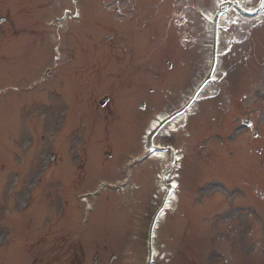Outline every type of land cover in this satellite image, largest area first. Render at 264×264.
Segmentation results:
<instances>
[{
	"label": "rangeland",
	"instance_id": "rangeland-1",
	"mask_svg": "<svg viewBox=\"0 0 264 264\" xmlns=\"http://www.w3.org/2000/svg\"><path fill=\"white\" fill-rule=\"evenodd\" d=\"M259 1L248 5L254 8ZM212 2L0 0V16L6 17L0 22V264H144L156 176L166 162L145 160L131 168V180L122 189L106 186L94 198H82L101 181H120L122 163L142 148L140 123L136 126L128 112H118L119 122L101 132L108 130L107 122L93 100L110 89L106 82L123 89L119 76L130 54L138 64L149 57L157 70L176 75L158 59L177 43L157 40L158 29H201L197 11L210 10ZM173 12L188 23L170 20ZM230 16L238 22L227 21V33L252 28L242 43L246 56L240 61L247 67L233 74L229 89L234 93L241 86L247 97L257 91L244 100L255 102L254 112L244 115L258 118V135L253 139L243 131L231 145L210 141L199 151L186 139L174 210L155 230L159 256L153 264H264V14L259 26L251 23L257 19L248 24ZM142 18L148 19L145 24ZM55 42L62 56L56 71L40 82L44 68L52 67ZM126 44L131 53L121 47ZM90 64L104 65L116 78L91 81L84 89ZM209 103L204 99L199 106ZM194 113L182 130L200 135L213 121L201 117L192 130L203 112ZM216 148L224 153L216 155ZM199 152L208 154L206 162Z\"/></svg>",
	"mask_w": 264,
	"mask_h": 264
},
{
	"label": "flooded vegetation",
	"instance_id": "flooded-vegetation-1",
	"mask_svg": "<svg viewBox=\"0 0 264 264\" xmlns=\"http://www.w3.org/2000/svg\"><path fill=\"white\" fill-rule=\"evenodd\" d=\"M183 33H185V32H183ZM183 35H185V36H182V35L179 36V42L181 43V47L186 49V48H188L190 42L192 41V38H189L188 34H183ZM199 40L205 41L206 39L204 38V36H202V37L199 38ZM183 41L188 43V45L182 44ZM200 48L203 51L205 49V45H200ZM193 59H195V61L197 63H199L201 60L205 61L204 58H201L199 56H193ZM195 61L192 64H194ZM166 67L168 69L171 68V66L169 64H166ZM155 76L158 77L159 74L156 73ZM220 79H221L220 80V85L217 88L219 92L217 94H213L212 97H211V95H208V97H209L208 100L214 101V108H212L211 105L209 104L208 108L205 110V112H220L219 113L220 116H219V114L216 115L215 117L212 116V115L210 116L211 120L216 122V124H217L216 126H220L221 119L223 118V120H224L227 117L225 112H243V104H242V102H236L235 105H234V108H233V103L230 101L229 96H228V91H227V86H226V76H224L223 78L220 77ZM158 91L161 94L168 93V94L164 95V97H165V99L167 101L172 98V95H171L172 92L171 91L166 90L167 92H164V91H162V89H158ZM145 97H146V99L148 100L149 103H152V98L156 97L155 90L152 87H148ZM178 103H180V100H178ZM144 104H145V102H144ZM174 106H175V104L174 105H170V107H174ZM170 107H168L166 109V112H170L171 110H173V109L168 110ZM144 109H145V112H154V108L151 105H149L147 108L145 107ZM159 109H160V106H157V110H159ZM192 112H200V111L193 110ZM243 121H244L243 119H240V122H241L239 124L240 127H243Z\"/></svg>",
	"mask_w": 264,
	"mask_h": 264
}]
</instances>
